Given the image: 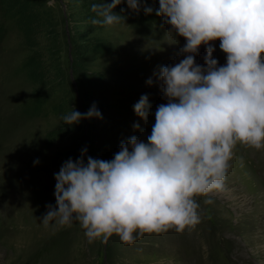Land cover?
Listing matches in <instances>:
<instances>
[{"label":"rangeland","instance_id":"374dc122","mask_svg":"<svg viewBox=\"0 0 264 264\" xmlns=\"http://www.w3.org/2000/svg\"><path fill=\"white\" fill-rule=\"evenodd\" d=\"M142 1L152 13L136 21L138 17L118 5L116 13L125 22L94 32L104 44L87 54V68L77 73L71 68L74 54L66 35L72 28L66 22L67 0H49L59 21L65 78L39 108L29 101L38 87L24 68L23 37L7 22L0 43V264H264V149L240 144L223 190L197 197L199 222L182 232L145 234L130 244L116 235L107 243H89L76 221L64 227L42 224L46 206L56 207L55 174L64 162L79 159L84 149L85 162L88 156L111 161L132 136L147 142L157 107L167 103L159 70L184 58L186 40L168 33L170 26L156 15L159 0ZM219 44L212 42V58L223 66L227 57ZM206 55L201 45L196 64L204 66ZM142 95L151 106L147 122L133 108ZM63 98L81 102L83 107L75 110L82 114L95 105L102 119L65 125L62 111L53 110ZM207 199L212 203H205Z\"/></svg>","mask_w":264,"mask_h":264},{"label":"clouds","instance_id":"9594fccd","mask_svg":"<svg viewBox=\"0 0 264 264\" xmlns=\"http://www.w3.org/2000/svg\"><path fill=\"white\" fill-rule=\"evenodd\" d=\"M122 2L93 3L98 19L91 23L125 22L113 11ZM126 3L139 12L140 0ZM156 15L186 43L184 58L159 70L167 103L157 107L147 142L132 136L111 161L88 156L85 162L84 149L64 162L45 227L76 221L89 243L116 235L130 244L145 234L182 232L199 222L197 197L223 190L237 144L264 149V0H159ZM216 40L227 57L223 66L212 58ZM201 45L204 66L195 62ZM150 107L147 95L133 106L145 122ZM71 108L61 118L65 125L102 119L95 105L83 114Z\"/></svg>","mask_w":264,"mask_h":264},{"label":"trees","instance_id":"16d2710c","mask_svg":"<svg viewBox=\"0 0 264 264\" xmlns=\"http://www.w3.org/2000/svg\"><path fill=\"white\" fill-rule=\"evenodd\" d=\"M103 2L104 0H67L70 13L67 15L66 22L68 21L67 24H71L72 28L67 30L66 35L71 41L74 54L71 68L77 73L87 68V54L104 44L102 38L94 35V32L102 25L91 23L92 19H98V17L90 10L93 3ZM106 2L111 3L112 0H106ZM140 4L139 12L129 9L125 0L121 6L125 7L133 18L138 17L136 21H144L146 18L144 8L148 7V3L140 0ZM116 8L113 11L118 13ZM8 21L16 26L23 37L27 49L24 68L30 81L38 87L29 101L34 107L39 108L48 102L54 91H57L56 86L64 85L65 69L59 54L63 43L59 41V21L56 11L49 4V0H0V43L7 35ZM72 30L73 34H71ZM46 87L50 90L47 91ZM71 107H83V105L70 98H63L60 99L59 104L54 105L53 110L62 111V115H65L72 110ZM56 134L57 139L61 138V134Z\"/></svg>","mask_w":264,"mask_h":264}]
</instances>
